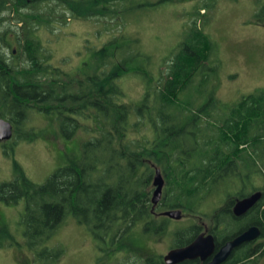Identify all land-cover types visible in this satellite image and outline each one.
<instances>
[{"label":"trees","instance_id":"obj_1","mask_svg":"<svg viewBox=\"0 0 264 264\" xmlns=\"http://www.w3.org/2000/svg\"><path fill=\"white\" fill-rule=\"evenodd\" d=\"M123 1L0 0V118L10 122L22 140L40 135L22 127L33 109L55 115L68 138L82 127L79 117L94 124L81 144L80 157L56 168L43 183L31 180L13 158L14 177L0 184V201L24 202L19 224L34 264L58 263L63 249L46 243L67 215L88 229L101 255H109L110 262L100 264H165L162 255L142 259L132 238L137 230L165 233L166 222L157 217H166L160 213L170 209L210 219L218 246L248 226H259V240L242 244L222 263L256 264L264 255V173L260 186L251 184L247 192L227 194L211 213L202 212V205L208 197L226 191L235 176H241L240 170L250 171L254 156L264 160V90L231 105L212 98L196 105L202 95L184 98L196 79L205 82L207 65L218 62L217 42L203 30L198 9L167 59L164 75L157 78L134 62L137 52L129 43L122 46L120 40L125 38L120 33L93 51L100 68L88 74L85 85L77 81V91L69 90L74 79L63 80L59 70L47 63L49 55L43 53L35 32L40 24L51 23L57 6L76 18L117 14L124 21ZM164 1L172 0L157 2ZM44 3L53 4L44 10ZM255 3L254 18L262 21L264 0ZM130 74L145 79L139 102L127 99L118 82ZM218 109L227 114L215 117ZM11 138L0 142L5 150H12L18 140ZM157 168L164 186L154 206ZM259 190L263 196L257 205L246 216L236 217L235 201ZM198 229L191 224L188 233L174 231L172 247L190 241ZM0 237L8 238L0 247L18 244L7 230H0Z\"/></svg>","mask_w":264,"mask_h":264},{"label":"rangeland","instance_id":"obj_2","mask_svg":"<svg viewBox=\"0 0 264 264\" xmlns=\"http://www.w3.org/2000/svg\"><path fill=\"white\" fill-rule=\"evenodd\" d=\"M157 1L159 0H124L121 2L124 21L117 14L112 17L76 18L57 6L51 23L40 24L35 34L42 43L43 53L49 55L47 63L59 70L63 80L74 79L69 83V90L77 91V81L85 85L88 74L95 73L100 68L93 58V51L119 33L126 39L120 40L122 46L130 44V48L137 52L135 63L153 78L164 75L167 59H170L182 41L186 29L191 25V18L198 9L203 30L217 42L218 62L207 65L209 69L205 72V82L202 79L198 82L196 79L184 98L202 95L197 99L196 105L204 104L209 98L231 105L244 95L264 90V19L260 21L254 18L257 8L255 0ZM142 2L153 5L140 6ZM52 4L44 3L41 8L47 10ZM129 38L134 40L132 44ZM12 47L17 48L15 42ZM5 51L10 55L8 48ZM118 82L126 91L127 99L139 102L145 88L142 76L130 74L120 78ZM213 114L215 117L222 116L227 114V110L218 109ZM79 120L82 127L73 137L68 138L61 132L60 120L55 115H47L36 109L30 111L22 127L26 133L32 129L40 135L33 140L18 139L12 127L11 140H18L12 150H5L0 145V184L14 177L13 158L36 183H43L56 168L79 158L81 144L89 137L88 129L94 126L89 119L79 117ZM85 126L86 129L83 128ZM254 160L255 165L250 164L251 170H240L241 176L236 175L233 184L225 188L226 191L204 200L202 212L211 213L222 204L227 194L247 192L251 184H262L264 160L256 156ZM23 210V201L16 204L0 201V230L10 232L18 243L9 241L10 244L0 247V264H34L19 224ZM157 218L166 222L165 233H142L136 229V235L132 238L134 249L141 258L151 254L165 255L174 244L172 233L185 229L192 222L202 223L206 228L212 224L210 219L187 213H182L179 220ZM6 241L8 238L0 237V243ZM46 245L63 249L57 264L110 262L109 255H101L97 250L88 229L71 215L64 218ZM260 262L264 264V256Z\"/></svg>","mask_w":264,"mask_h":264},{"label":"water","instance_id":"obj_3","mask_svg":"<svg viewBox=\"0 0 264 264\" xmlns=\"http://www.w3.org/2000/svg\"><path fill=\"white\" fill-rule=\"evenodd\" d=\"M12 136V125L10 122L0 118V141L9 140ZM154 190L151 196V202L155 206L162 196L164 180L157 168L153 178ZM261 198V192L257 191L249 196L243 197L235 201L233 205V214L241 216L252 208ZM170 219L179 220L182 217L180 209L165 210L160 213ZM260 235V230L257 226H251L242 231L233 238L227 240L220 248L215 251L214 238L211 234L205 235L201 233L192 242L186 246L171 248L162 259L165 264H179L185 260L201 258L206 259L212 256L207 264H222L232 253V251L245 242L252 241Z\"/></svg>","mask_w":264,"mask_h":264},{"label":"flooded vegetation","instance_id":"obj_4","mask_svg":"<svg viewBox=\"0 0 264 264\" xmlns=\"http://www.w3.org/2000/svg\"><path fill=\"white\" fill-rule=\"evenodd\" d=\"M261 184H259V185H255L256 187H258V186H260ZM260 192H261V197L263 196V191L262 190H259ZM257 192V191H256ZM253 193V192H252ZM248 196V195H247ZM259 200H261V198L259 199ZM259 200L256 202V204L255 205H257V203L259 202ZM254 205V206H255ZM253 206V207H254ZM251 209V208H250ZM249 209V210H250ZM248 210V211H249ZM247 211V212H248ZM246 212V213H247ZM246 213L245 214H243V215H241V216H236V217H243V216H246ZM191 224H196L198 227H199V229H198V231H196V232H193V237H192V239L190 240V241H188V242H186L185 244H183V245H180V246H175V247H182V246H186V245H188L190 242H192V240H194L198 235H200L201 233H204L205 235H208V234H211L212 236H213V238H214V243H215V251H217L219 248H220V246L222 245V244H224V243H222L221 245H217V243H216V239H215V235L213 234V232H212V228H213V225L211 224V226L209 227V228H206L205 227V225L204 224H202V223H191ZM190 224V225H191ZM190 225H188L186 228H185V230L187 231V233H188V227L190 226ZM251 226H257V225H251ZM251 226H248L247 228H249V227H251ZM258 228H259V230H260V227L259 226H257ZM218 228H222V227H218ZM247 228H245L244 230H246ZM243 230V231H244ZM140 232H142L143 233V231L142 230H140ZM260 234H261V230H260ZM259 237H260V235L256 238V239H254V240H252V241H249V242H254V241H257V240H259ZM249 242H245V243H249ZM245 243H243V244H245ZM242 245V244H241ZM240 245V246H241ZM175 247H172V248H175ZM239 247V246H238ZM237 247V248H238ZM171 249V248H170ZM236 249V248H235ZM153 254H151V255H147V256H145V257H142V259H145L146 257H150V256H152ZM264 256V255H263ZM262 256V257H263ZM163 257V256H162ZM262 257L260 258V260L262 259ZM211 258H212V256H209V257H207L206 259H204V260H202L201 258H199V257H197V258H194V259H189V260H185V261H183V262H181V263H179V264H186V262H196V264H207L210 260H211ZM260 260H258L257 261V263L256 264H261V262H260Z\"/></svg>","mask_w":264,"mask_h":264}]
</instances>
